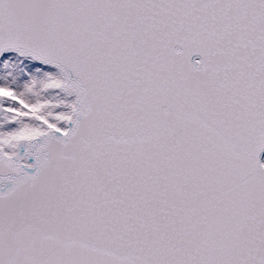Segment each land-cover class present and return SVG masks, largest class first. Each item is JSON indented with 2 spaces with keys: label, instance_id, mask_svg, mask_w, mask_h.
I'll list each match as a JSON object with an SVG mask.
<instances>
[{
  "label": "snow or ice",
  "instance_id": "1",
  "mask_svg": "<svg viewBox=\"0 0 264 264\" xmlns=\"http://www.w3.org/2000/svg\"><path fill=\"white\" fill-rule=\"evenodd\" d=\"M0 264H264V0H0Z\"/></svg>",
  "mask_w": 264,
  "mask_h": 264
}]
</instances>
